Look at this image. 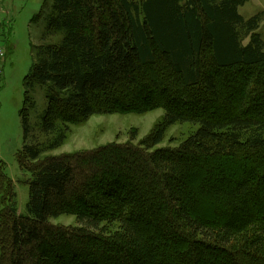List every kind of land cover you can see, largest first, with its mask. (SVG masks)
<instances>
[{
	"label": "trees",
	"instance_id": "obj_1",
	"mask_svg": "<svg viewBox=\"0 0 264 264\" xmlns=\"http://www.w3.org/2000/svg\"><path fill=\"white\" fill-rule=\"evenodd\" d=\"M248 1L53 0L45 36L61 40L34 48L24 80L25 105L28 91L46 90V141L25 145L17 159L32 177L24 214L0 161V264H57L52 246L72 264H112L111 253L125 259L114 264H264V98L245 108L241 73L262 66L264 88L263 13L240 16ZM159 65L178 86L201 93L186 96L152 80L150 95L167 99H146L141 73ZM233 68L236 86L225 92L215 74ZM159 105L161 122L137 146L40 160L65 143L71 123ZM27 111H20L25 139ZM183 123L197 128L178 148L153 150ZM68 199L74 206H63ZM60 216H73L75 226L50 223Z\"/></svg>",
	"mask_w": 264,
	"mask_h": 264
},
{
	"label": "rangeland",
	"instance_id": "obj_2",
	"mask_svg": "<svg viewBox=\"0 0 264 264\" xmlns=\"http://www.w3.org/2000/svg\"><path fill=\"white\" fill-rule=\"evenodd\" d=\"M1 3L3 14L0 15L2 21L0 46L4 50V56L0 60V161L4 164L5 174L14 185L17 194L18 213L24 214L28 203V182L32 177L25 169L20 168L17 159L22 160L21 151L25 145L43 144L46 141V137L40 132V125L47 110L46 90L40 86L28 91L29 102L24 104L26 101L25 92L27 91L24 80L32 73L34 48L56 44L61 40V35L45 36L46 15L50 12L53 0H2ZM238 12L245 19L263 13L257 32L264 42V0H249L243 7L239 8ZM237 73L239 72L236 71V68H233L215 74L217 78L222 80L221 86L225 92L228 91V87L236 86L234 77L237 76ZM241 73H245L248 77V84L243 92L245 108L260 105L261 99L264 98V88L259 82L262 66H257L247 72L241 71ZM141 75L143 76L138 89L149 100L157 98L166 102L167 99V95L162 96L158 93L150 95L152 92L150 82L152 80L158 82L160 88H168L172 92L177 90L178 93L186 96L198 91L197 88L184 89L178 86L173 81L171 73L163 65L145 68ZM147 96L149 97L147 98ZM126 97L129 98V95L127 94ZM201 97L207 99L204 95ZM31 102H33V106H31ZM116 105L122 106L121 103ZM24 108L28 110L29 125V134L26 139L20 117V111ZM190 110L200 112L193 108ZM163 116L164 109L162 105H159V107L143 114H104L92 116L85 122L71 123L65 143L54 151L42 154L40 160L47 157L89 152L114 143L122 145L131 143L137 146L153 133ZM196 128L197 126L191 123L175 124L169 127L162 143L153 150H175ZM23 163L26 167L33 165L27 161ZM138 188V186L134 187L132 193ZM187 197V203L190 206V196L187 195ZM70 205L74 206V202L69 199L63 203V206ZM191 208L194 206L191 205ZM50 223L54 226L73 227L75 226V218L73 216H60L50 220ZM173 240V234L170 233L168 251L173 247L172 244L175 242ZM176 247L174 246V248ZM48 250L51 251V255L58 253L62 257V259L55 261L57 264H72L69 262L70 256L65 249L60 250V252L57 247L52 246ZM94 252L99 254L104 253V250L96 247ZM76 253L78 255L84 254L83 251ZM104 254L106 256V253ZM108 255L112 259V264L125 261L124 257L120 256V259L116 260L114 254Z\"/></svg>",
	"mask_w": 264,
	"mask_h": 264
},
{
	"label": "built area",
	"instance_id": "obj_3",
	"mask_svg": "<svg viewBox=\"0 0 264 264\" xmlns=\"http://www.w3.org/2000/svg\"><path fill=\"white\" fill-rule=\"evenodd\" d=\"M2 0H0V15L3 14V8H2ZM1 25H2V21L0 18V29H1ZM4 56V50L2 49V47L0 46V60L3 58Z\"/></svg>",
	"mask_w": 264,
	"mask_h": 264
}]
</instances>
